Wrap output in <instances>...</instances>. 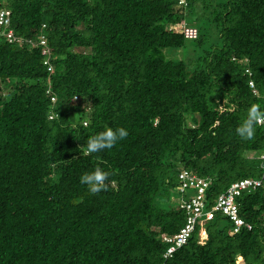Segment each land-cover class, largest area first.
<instances>
[{"label": "trees", "instance_id": "obj_1", "mask_svg": "<svg viewBox=\"0 0 264 264\" xmlns=\"http://www.w3.org/2000/svg\"><path fill=\"white\" fill-rule=\"evenodd\" d=\"M1 7L19 41L0 37V264H264V128L236 133L251 104L264 111V0ZM106 127L128 136L83 155ZM97 166L110 175L92 194L80 177ZM183 171L208 188L192 235L165 259L162 236L178 233L197 193L179 191ZM245 178L262 185L235 199L252 225L235 234L206 213Z\"/></svg>", "mask_w": 264, "mask_h": 264}, {"label": "built area", "instance_id": "obj_2", "mask_svg": "<svg viewBox=\"0 0 264 264\" xmlns=\"http://www.w3.org/2000/svg\"><path fill=\"white\" fill-rule=\"evenodd\" d=\"M4 36L8 43H15L18 42L19 39H16L12 29L10 28V18L9 12L4 10L1 7V0H0V37ZM189 37L192 35H188ZM195 36V35H194ZM185 37H187L185 35ZM187 37V38H189ZM40 45L43 46L42 55H48L49 51L46 48V40L42 36L39 41ZM43 64L47 67V71H52V66L45 60ZM246 73L249 75V71L246 70ZM249 87L254 94H256L255 86L252 81L249 82ZM49 94V91H47ZM51 103L55 102V97H50ZM263 126L264 125H258ZM264 136V130H263ZM264 159V151L261 156ZM180 179V186L179 191L183 192L186 188L195 189L196 194L189 200L183 201L182 207L186 213V222L185 224L179 229L178 233L173 236H162V240L169 245L166 252L163 255V258L167 259L174 254L176 250L181 248L187 240L192 235L197 218L200 217L203 206H204V194L206 189L208 188V182L195 177L194 175L190 174L189 172L183 171L179 175ZM262 185L261 181L254 180L251 178L241 179L237 182H234L230 185L226 193L221 194L218 196L216 200L215 206L212 208L211 211L206 213V219H211L213 213L219 212L223 216H226L232 223H233V233L239 232L241 229L245 228L246 230H251L252 227L250 224L245 223L240 217L238 213V208L235 204V199L239 197L242 193L253 191L259 188Z\"/></svg>", "mask_w": 264, "mask_h": 264}, {"label": "clouds", "instance_id": "obj_3", "mask_svg": "<svg viewBox=\"0 0 264 264\" xmlns=\"http://www.w3.org/2000/svg\"><path fill=\"white\" fill-rule=\"evenodd\" d=\"M89 107L90 105L86 107L85 112L89 110ZM47 118L51 120L53 116L48 115ZM82 123L86 127L90 122L88 120H84ZM257 125H264V111L261 110V106L258 103H253L247 110L246 118L236 128V133L242 139L252 140L255 136V128ZM127 136L128 131L123 127L117 128L115 130L111 127H106L104 131L92 135L87 139L86 145L83 146V155H90L92 153H96L104 149H111L115 146L118 140L125 139ZM109 175L110 174L108 172H105L102 168L97 166L94 171L84 173L80 177V182L82 184L87 185L89 191L92 194H97L100 191L106 189V181H108Z\"/></svg>", "mask_w": 264, "mask_h": 264}, {"label": "rangeland", "instance_id": "obj_4", "mask_svg": "<svg viewBox=\"0 0 264 264\" xmlns=\"http://www.w3.org/2000/svg\"><path fill=\"white\" fill-rule=\"evenodd\" d=\"M181 31L187 37H189L188 35H192L189 38H193L194 35H195V30L190 29V28L187 29L186 27H184ZM176 57L177 58H181L182 57V54H181L180 50L177 52ZM180 198H181V196L176 191H174L173 194H172V201L174 203H177L180 200ZM205 238H206V234L204 233L203 230H201L200 233H199V239H200V241H203Z\"/></svg>", "mask_w": 264, "mask_h": 264}]
</instances>
